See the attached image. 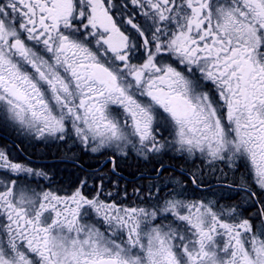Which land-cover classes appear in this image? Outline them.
<instances>
[{
    "label": "snow or ice",
    "instance_id": "1",
    "mask_svg": "<svg viewBox=\"0 0 264 264\" xmlns=\"http://www.w3.org/2000/svg\"><path fill=\"white\" fill-rule=\"evenodd\" d=\"M0 126L245 168L257 209L182 182L59 194L0 148V264H264V0H0Z\"/></svg>",
    "mask_w": 264,
    "mask_h": 264
},
{
    "label": "flooded vegetation",
    "instance_id": "2",
    "mask_svg": "<svg viewBox=\"0 0 264 264\" xmlns=\"http://www.w3.org/2000/svg\"><path fill=\"white\" fill-rule=\"evenodd\" d=\"M29 140L30 142H18L14 138L0 134V148L6 149L9 147V150L14 153V156H17L20 163L46 173L47 177L53 176V180L57 181L52 187L59 194H67L74 191L82 183H84L82 190L86 194H91L101 182L105 187L106 193L111 192L113 194V191L120 192L118 183L124 186L123 189L131 188L137 190V188H140L141 191L143 183L159 180L162 182L166 178L167 182L173 179L178 180V184L173 185L174 188L180 187V182H182L183 187L187 189L188 196L191 198L192 196L201 198V194L216 191V195H218L216 199L218 201L222 199L225 205L230 204L226 201L225 196L217 191L216 186L218 182L216 179L213 177L211 179L205 175L201 168L193 172L197 165H200V167L205 166L207 170L208 165L199 160L194 161L195 165H193L190 160L186 161L173 154H162L156 157H149L145 160L135 152H129L127 156L115 154L110 150L93 153L83 149L78 143L72 141L44 142L32 137ZM179 159L185 166L179 162ZM160 165H164V171L163 175L158 177L155 169L159 168ZM239 169L240 171L244 170L246 176L248 175L245 168ZM182 173L186 174L182 175ZM196 173L198 178L196 177ZM38 177L37 179L35 178L36 183L46 189L44 184H47V181ZM190 177H195L196 183L201 185L200 188L196 187V184L192 182ZM41 180H44L45 183L41 182ZM33 186L35 187L36 184ZM214 188L216 190H213ZM253 190L256 191L259 197V190L255 188ZM195 193L198 195H195ZM246 197L247 193L241 204L244 205L246 203L244 208H250V212H246L245 215H251L257 209L250 205ZM112 198L117 199L118 202L130 204L124 197V192H120L119 197H115L114 195L109 197V199ZM136 202L138 203V201Z\"/></svg>",
    "mask_w": 264,
    "mask_h": 264
},
{
    "label": "rangeland",
    "instance_id": "3",
    "mask_svg": "<svg viewBox=\"0 0 264 264\" xmlns=\"http://www.w3.org/2000/svg\"><path fill=\"white\" fill-rule=\"evenodd\" d=\"M0 134H3L7 137L14 138L18 142H23V141L30 142L29 139L31 138L30 135L17 132L14 129H12L11 127L0 126ZM5 150L9 154V159H12L14 162L20 163L18 161L17 156L16 155L14 156L13 155L14 153L9 150V147H7ZM179 162L183 166H185L180 159H179ZM191 162L193 163V165H195L194 161H191ZM199 168H201L202 171L205 173V175H207L211 179H212V177L214 179H216V181L218 182L216 189H217V191L221 192L225 196L226 201H228L229 203L241 204V201L245 198V195H246V192L241 190L242 177H246V172L244 173V170L240 171L239 168H236L235 170H233L226 163L219 162L214 168H209V166H207V170H206L205 166L200 167V165H197V166H195L193 172H196V170ZM218 174L221 176L220 178H219ZM196 177L198 178L197 173H196ZM35 178L37 179V177H35ZM38 178L44 179L41 177H38ZM53 178H54L53 176L52 177L48 176V179H45L47 181V184H44L45 185L44 187H46V189H48L50 187L51 190L55 191V189L52 186L56 183L57 180L54 181ZM30 179H32V178H30ZM69 181H71V180L69 179ZM41 182L45 183L44 180H41ZM153 184H157L161 187H164L166 185L173 186V185L178 184V180L173 179V180H170L169 182H167L166 178H164L162 182H161V180H159V181H148L147 183H143V188L140 192L143 193L145 190L150 188L151 185H153ZM244 187H247V185H244ZM118 188H119L120 192H125V191L127 192V194H128L127 197H125V195H124V197L129 201L130 204L137 201L136 196L134 195L137 191L136 189H133L132 191H131V188L123 189L124 186L120 185L119 183H118ZM121 189H123V191H121ZM137 189L140 190V188H137ZM216 189L214 188L213 190H216ZM169 190H170L169 188L165 187V193H167V191H169ZM120 192L113 191V195L115 197H119ZM117 193H119L118 196H117ZM195 195H198V194L195 193ZM201 195H202L201 198H207V199H212V200H217L216 196H218V195H216V191H212L210 193L201 194ZM192 198H196V196H192ZM197 198H199V197L197 196ZM219 202L224 204L222 199H220ZM245 204L244 205L241 204V205L243 207H245Z\"/></svg>",
    "mask_w": 264,
    "mask_h": 264
},
{
    "label": "bare ground",
    "instance_id": "4",
    "mask_svg": "<svg viewBox=\"0 0 264 264\" xmlns=\"http://www.w3.org/2000/svg\"><path fill=\"white\" fill-rule=\"evenodd\" d=\"M133 189H131V191H132ZM130 192V191H129ZM128 195V194H127ZM131 196V195H130Z\"/></svg>",
    "mask_w": 264,
    "mask_h": 264
}]
</instances>
